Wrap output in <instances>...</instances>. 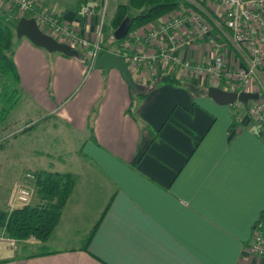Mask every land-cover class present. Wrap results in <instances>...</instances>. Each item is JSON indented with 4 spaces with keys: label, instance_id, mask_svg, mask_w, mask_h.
<instances>
[{
    "label": "crops",
    "instance_id": "1",
    "mask_svg": "<svg viewBox=\"0 0 264 264\" xmlns=\"http://www.w3.org/2000/svg\"><path fill=\"white\" fill-rule=\"evenodd\" d=\"M30 1L83 26L94 39L97 17L84 26L79 0ZM87 6L94 11L93 3ZM8 8L0 1L3 18H18ZM15 40L17 93L48 117L38 125L51 118L79 135L87 161L82 175L73 174V191L47 241H23L9 250L0 239V264H264L246 251L252 224L264 210V137L244 112L233 119L231 105L207 97L215 88L209 79L174 70L162 75L175 82L135 81L139 89L133 92L115 69L93 63L91 73L96 80L106 77L113 93L91 97L82 111L76 109L81 101L70 107L71 101L64 105L67 99L58 98L61 83L74 74L70 61ZM105 48L117 56L116 45Z\"/></svg>",
    "mask_w": 264,
    "mask_h": 264
},
{
    "label": "built area",
    "instance_id": "2",
    "mask_svg": "<svg viewBox=\"0 0 264 264\" xmlns=\"http://www.w3.org/2000/svg\"><path fill=\"white\" fill-rule=\"evenodd\" d=\"M0 1L15 12L17 19H33L37 28L57 43L79 48L88 69L92 68L98 51L102 50L101 22L93 31L91 41L83 26H71L34 6L30 0ZM177 1V8L124 36L116 45L117 56L125 63L132 79L139 83L147 82L152 76L181 70L189 71L193 77L209 79L223 92L257 94L256 101L231 105L233 119L244 112L264 137V0ZM79 13L85 21L92 15L86 6ZM33 180L32 172L22 176L9 202L10 209L29 205ZM28 240L33 238L25 241ZM5 242L7 249H16V240ZM246 251L264 259V238L257 232L252 233Z\"/></svg>",
    "mask_w": 264,
    "mask_h": 264
},
{
    "label": "rangeland",
    "instance_id": "3",
    "mask_svg": "<svg viewBox=\"0 0 264 264\" xmlns=\"http://www.w3.org/2000/svg\"><path fill=\"white\" fill-rule=\"evenodd\" d=\"M68 1L72 2L73 0ZM89 3H93L95 7L92 12L93 7L90 6L92 14L94 17H97L98 22L96 27L101 22L99 43L103 47L109 48L110 45L114 47L115 44L111 40L113 30L111 29L110 20L117 5L128 4V0H89ZM7 13L13 15L15 12L9 7ZM11 18L12 16L3 18L0 14V24H8ZM87 21L91 25L92 17L89 16L86 19L85 25H87ZM74 51L79 56L65 57L66 61H70L67 63L69 72L74 67V74L70 72L69 83L67 85L63 82L61 83L58 98L59 100L63 98L67 99L63 103L64 105L68 101H71L70 107L76 105L77 101H81L80 105L76 106V109L80 108L82 111H86L91 97L102 96L105 92L111 94L113 93V88L108 84V79L104 76L100 80H96L93 71L91 73L92 68L88 69L87 63L82 58L80 49L75 47ZM75 63H77L79 68L75 67ZM155 77L157 76L150 77L147 83L152 82ZM92 78L94 80L90 83ZM182 83L187 88L189 94H192L190 83L187 81ZM1 84L3 85L1 86ZM15 89H18L17 86H13L9 78L5 80L0 79V91L3 90L2 97H0V108L3 106L6 108L10 106L9 104L13 105L12 102L18 100L6 119L0 124V210L3 211L10 210L9 202L12 201L16 187L19 186L21 178L26 172L38 169L39 171L45 170L82 175L85 171L83 163L87 161L83 157V155H86V151L80 145L82 141L81 137L68 132L71 131L68 128H60L54 119L50 118L48 121L39 125L37 124L34 128L21 133L22 128L28 122L33 124L43 115L39 109L27 104L20 94L14 92ZM45 92L51 96V85L45 86ZM202 93H204V90ZM61 107L62 105L58 109ZM92 110L95 109L93 108ZM13 135L16 136L13 137ZM35 203L36 200L32 197L29 205H34ZM0 239L5 242L7 238L0 236ZM23 241H17V243ZM1 244V246L5 245L7 248L6 242L5 244ZM30 248L33 250L35 246Z\"/></svg>",
    "mask_w": 264,
    "mask_h": 264
},
{
    "label": "trees",
    "instance_id": "4",
    "mask_svg": "<svg viewBox=\"0 0 264 264\" xmlns=\"http://www.w3.org/2000/svg\"><path fill=\"white\" fill-rule=\"evenodd\" d=\"M87 2L89 0H79L77 10L86 5ZM178 6L179 2L177 0H128V4H118L115 8L113 17L110 20L111 29L114 31L123 19H128V31L125 35L127 36L129 33L157 20ZM17 21L18 19H13L8 24H0V79L9 78L13 86H17L18 80L12 62V46L15 40L14 27ZM111 40L115 45L120 43L119 41ZM99 45L102 50L106 49L100 43ZM165 82L173 83L175 79L167 75H158L152 82L146 84L154 86L155 83ZM14 92H17V89ZM2 94L3 90L0 91V97H2ZM136 95L140 96L141 94L136 93ZM16 102H12L13 105L9 104L10 106L6 108L5 106L0 108V124L9 115ZM46 118L48 117H43L27 127L30 123L28 122L21 130V133L30 130V128ZM15 136L13 135V137ZM32 174L34 175L33 197L36 203L6 211L0 210V236L17 241L33 238V240L43 243L50 237L59 221L61 211L73 191L75 177L70 173L44 170L34 171ZM254 232L264 238V210L259 213L257 220L252 224L251 234ZM90 234L83 243V249L88 245Z\"/></svg>",
    "mask_w": 264,
    "mask_h": 264
},
{
    "label": "water",
    "instance_id": "5",
    "mask_svg": "<svg viewBox=\"0 0 264 264\" xmlns=\"http://www.w3.org/2000/svg\"><path fill=\"white\" fill-rule=\"evenodd\" d=\"M128 25V19H123L118 27L112 32V39L115 42L124 38L128 31ZM14 34L16 39L24 38L33 46L43 49L46 53H58L64 57L78 56L72 48L67 45L57 43L52 38L43 34L31 18L18 19L14 27ZM94 68L104 70L115 69L130 91L137 92L139 89L138 85L135 81H133L131 75L127 71L125 63L118 56L112 53H108L103 50L98 51L94 60ZM206 95L219 106L232 105L235 102L245 105L247 102L256 101L259 98L255 93L235 94L223 92L217 88H208Z\"/></svg>",
    "mask_w": 264,
    "mask_h": 264
}]
</instances>
